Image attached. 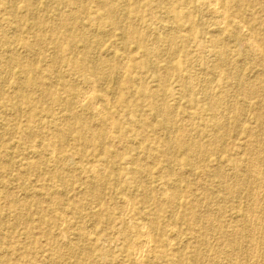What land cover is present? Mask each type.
Returning <instances> with one entry per match:
<instances>
[{"label":"rangeland","instance_id":"obj_1","mask_svg":"<svg viewBox=\"0 0 264 264\" xmlns=\"http://www.w3.org/2000/svg\"><path fill=\"white\" fill-rule=\"evenodd\" d=\"M197 1L0 0V264H264V0Z\"/></svg>","mask_w":264,"mask_h":264},{"label":"bare ground","instance_id":"obj_2","mask_svg":"<svg viewBox=\"0 0 264 264\" xmlns=\"http://www.w3.org/2000/svg\"><path fill=\"white\" fill-rule=\"evenodd\" d=\"M213 2H214V0H212ZM196 2H198L197 0H196ZM195 2V3H196ZM211 2V1H210ZM209 2V3H210ZM152 3V2H151ZM215 3H216V0H215ZM214 3V4H215ZM218 3V2H217ZM217 3L215 4V6L217 5ZM202 4V3H201ZM197 5V4H196ZM209 5V4H208ZM200 6V5H199ZM207 6V5H206ZM210 6V5H209ZM101 7V6H100ZM108 8H109V10H110V14L112 15V18H114L117 14H118V12L120 11V8L117 6V5H114V4H112V5H108L107 6ZM167 7V6H166ZM164 10H165V8H164ZM167 10H169V11H167L166 13L168 14V12H170V14L172 13V16H173V10L172 9H167ZM220 11V10H219ZM189 13V12H188ZM223 13H225V11L223 12ZM216 14V18L215 19H217V21L220 23V25H221V21H222V18H223V14L222 13H220V12H216L215 13ZM166 15V14H165ZM213 15V14H212ZM226 15V14H225ZM214 16V15H213ZM168 17V16H167ZM194 17V16H193ZM192 16H190V15H188V14H182V13H178V16H176V18H177V22H179V25H177V30L178 31H180L181 29H182V27H183V25H182V22L183 21H188V22H193L194 21V18H193ZM226 17V16H225ZM37 18V17H36ZM170 18H172V17H170ZM173 19V18H172ZM171 19V20H172ZM225 19V18H224ZM223 19V21H225ZM123 20V19H122ZM216 21V22H217ZM117 23V22H116ZM211 23V22H210ZM174 24V23H173ZM223 24V23H222ZM182 25V27H180ZM219 25V24H218ZM243 25V24H242ZM210 26V25H209ZM211 27V26H210ZM240 28V27H239ZM171 29H172V27H171ZM174 29V28H173ZM207 29V28H206ZM208 29H209V27H208ZM109 30V29H108ZM153 30V29H152ZM241 30V29H240ZM170 31H172V30H170ZM174 31V30H173ZM176 31V30H175ZM203 31V30H202ZM205 31V30H204ZM209 31V30H208ZM220 31V30H219ZM224 31V30H223ZM217 32V31H216ZM174 33V32H173ZM178 34H179V36H181L182 34H181V32L179 33V32H177ZM203 33V32H202ZM213 33H214V31H213ZM14 34V33H13ZM170 34H172V33H170ZM207 34H209V33H207ZM205 35H206V33H205ZM249 35V34H248ZM247 35V36H248ZM171 36V35H170ZM218 36V35H217ZM252 36V35H251ZM216 36L214 35V37H213V39L215 38ZM171 38V37H170ZM181 38L183 39V40H187V37H184V36H181ZM180 38V39H181ZM249 38V37H248ZM253 38V37H252ZM251 38V39H252ZM157 39V38H156ZM172 39V38H171ZM170 39V40H171ZM218 38H215V41H218L217 40ZM248 40V39H247ZM254 40V39H253ZM253 40H251V41H253ZM155 41V40H154ZM154 41H152V42H154ZM157 41V40H156ZM175 41V40H174ZM192 41V40H191ZM220 41V40H219ZM251 41H248V43L249 42H251ZM158 42V41H157ZM188 42V41H187ZM230 42V41H229ZM232 42V41H231ZM155 43V42H154ZM159 43V42H158ZM254 44L256 43V45H257V42L255 41V42H253ZM150 44H151V42H150ZM192 44V43H191ZM221 44V43H220ZM157 45V44H156ZM216 45V44H215ZM249 45H251L250 43H249ZM183 46V45H182ZM214 46V45H213ZM210 47V48H214V49H217L216 47ZM218 46V45H217ZM225 46V45H224ZM96 47V46H95ZM220 46H218V48H219ZM221 47H222V45H221ZM254 47H255V45H254ZM259 47V46H258ZM152 48H154V45L152 46ZM175 48V47H174ZM226 48V47H225ZM251 48V47H250ZM249 48V49H250ZM257 48V47H256ZM221 49V48H220ZM219 49V50H220ZM261 49V48H260ZM175 50V49H174ZM258 50H259V48H258ZM147 51V50H146ZM98 52V51H97ZM152 52H153V50H152ZM218 52V51H217ZM222 52V51H221ZM157 53V52H156ZM220 53V52H219ZM255 53V52H254ZM215 54V53H214ZM213 54V55H214ZM227 54H229V52L227 53ZM153 55H155L154 53H153ZM216 55H218V54H216ZM95 56H97V55H95ZM125 56V55H124ZM157 56V54L154 56V58ZM126 57V56H125ZM151 57V56H150ZM208 57V56H207ZM96 58V57H95ZM123 57H121V59H122ZM152 58V57H151ZM178 58V57H177ZM211 58V57H210ZM215 58V57H214ZM213 58V59H214ZM229 58V57H228ZM128 59V58H127ZM153 59V58H152ZM227 59V56H226V58L224 59L221 55H219V59L217 60L218 62L212 67V69H211V71L214 73H218L217 72V70H222V68H225V67H229V65H230V63H229V61L228 60H226ZM231 59V58H230ZM118 60H120V58L118 57ZM216 60V59H215ZM253 60V59H252ZM120 61H122V60H120ZM127 61V60H126ZM152 61V60H151ZM129 62V61H128ZM153 62V61H152ZM221 62V63H220ZM127 63V62H126ZM207 63V62H206ZM220 63V64H219ZM120 64V63H119ZM123 64L125 65V63L123 62ZM122 64V66H124ZM197 64V63H196ZM232 65V64H231ZM230 65V66H231ZM126 66V65H125ZM234 66H236V65H234ZM177 70H179V68H182V64H178L177 66ZM7 68V67H6ZM125 68V67H124ZM235 68H237V66L235 67ZM234 69V68H233ZM238 69V68H237ZM232 70V69H231ZM235 71H236V69H235ZM211 72V73H212ZM189 73V72H188ZM214 73V74H215ZM234 73V72H233ZM220 74V73H219ZM232 74V73H231ZM236 73H234V75H235ZM193 76V75H192ZM191 76V77H192ZM209 76V75H208ZM189 78H190V76H189ZM233 78V77H232ZM195 80H196V78H195ZM193 78L192 79H189V84H187L186 86H185V90H186V92H191L192 93V91H193V85H192V83H194V81H195ZM230 80H231V77H230ZM232 81V80H231ZM237 81H238V79H237ZM196 82L197 81H195V84H196ZM210 80H205L204 81V84H206V87L204 88V93L207 95V99L209 98V102L207 103V104H200L198 101H196L195 100V98H192L191 96V101H190V103L194 106V109H195V115H197V114H202L203 112H206V111H208V112H211L212 113V115L210 116V118H209V121H208V123H210V126H212L213 127V129H215V130H219V129H221L222 127H223V124H222V119H221V114L223 113V111L221 110L222 109V107H220L221 105H222V103L224 102V100H223V102L221 103L220 102V100H222V99H220V97L219 98H217V97H215V98H217V99H215L214 97H212L211 95H209V93H211V91H210V84L212 85V83L210 82ZM95 84V83H94ZM233 85V84H232ZM89 86H90V84H89ZM95 86V85H94ZM196 86V85H195ZM204 86V85H203ZM264 86V85H263ZM92 87V86H91ZM84 88H85V86H84ZM93 89H94V87H92ZM234 88V87H233ZM87 89V88H86ZM250 89V88H249ZM88 90V89H87ZM90 90V89H89ZM202 90H203V88H202ZM201 90V91H202ZM247 90H248V88H247ZM83 92V91H82ZM84 92H87L86 90L84 91ZM83 92V93H84ZM89 92V91H88ZM196 93V92H195ZM199 93H200V90H199ZM86 94V93H85ZM88 94V93H87ZM189 94V93H188ZM203 94V92L201 93V95ZM83 95V94H82ZM190 95V94H189ZM86 96V95H85ZM89 96V95H88ZM91 96V95H90ZM96 96V94L92 97V100H93V98ZM194 96H196V95H194ZM99 97V96H98ZM105 97V96H104ZM189 97V96H188ZM102 98V97H101ZM206 99V100H207ZM92 100H91V103H92ZM95 100H96V97H95ZM106 100H107V98H106ZM229 100V99H228ZM97 102L96 103H99L98 102V99L96 100ZM102 101V100H101ZM79 102V101H78ZM81 102H82V100H81ZM95 102V101H94ZM103 102V101H102ZM105 102V101H104ZM79 104V103H78ZM101 104V103H100ZM221 104V105H220ZM105 105H106V103H105ZM95 106H96V104H95ZM107 106V105H106ZM105 106V107H106ZM102 107V106H101ZM93 108V107H92ZM96 108H98V106L96 107ZM153 108H154V111L158 114V115H160V116H163V117H165L166 118V123L165 124H169L170 123V110L167 108V107H164V108H162V107H159V106H157V105H153ZM92 110H94V108L92 109ZM101 110V109H100ZM175 110V109H174ZM223 110H224V108H223ZM102 111V110H101ZM100 111V112H101ZM100 112H98V113H100ZM220 112H222L221 114H220ZM98 113H97V115H98ZM94 114V113H93ZM227 117H228V115H227ZM199 120V119H198ZM243 123V122H242ZM107 125H109V123H107ZM113 125V124H112ZM112 125H109V126H112ZM7 127V126H6ZM175 129V128H174ZM260 130V129H259ZM110 132V131H109ZM26 133V132H25ZM168 134H169V132H168ZM255 134V133H254ZM263 136V135H262ZM259 137H261V136H259ZM259 137H256V138H258L259 139ZM264 137V136H263ZM221 139V136L219 135V134H216L215 135V138H214V141H215V143H218L219 142V140ZM260 140V143H261V141H263L264 139H259ZM225 141V140H224ZM170 142V141H169ZM259 142V141H258ZM258 142H257V144H258ZM172 141L169 143V146L170 147H172V144L174 145V143H172ZM215 143H214V145H215ZM264 143V142H263ZM262 143V144H263ZM256 144V143H255ZM260 145V144H259ZM258 145V146H259ZM177 146H179L181 149L182 148H186L185 150L188 152V155L190 156V157H187V159H188V166H193V164H192V162H193V159L195 158V157H197V154H199L201 151H202V149H203V145L202 144H199V143H195V142H191V143H187V142H180V143H177ZM169 147V148H170ZM261 147L263 148V146L261 145ZM259 148V150H260V147H258ZM258 148H256L257 149V152H256V149H252V153H251V164L252 165H254L253 163H255V162H257V161H259L258 159H259V156H258ZM48 151V150H47ZM50 151V150H49ZM53 151V150H52ZM52 151H50V153L52 152ZM261 151H263L262 149L260 150V155H262V152ZM54 153V152H53ZM264 153V152H263ZM264 155V154H263ZM220 156V155H219ZM262 157V156H261ZM264 157V156H263ZM198 158V157H197ZM204 158V157H203ZM171 159V158H170ZM262 161V160H261ZM260 162V161H259ZM263 163V162H262ZM262 163H260L261 165H262ZM250 164V165H251ZM264 164V163H263ZM97 165V164H96ZM95 165V166H96ZM255 165L258 167V165H257V163H255ZM264 166V165H263ZM92 167H94L93 165H92ZM105 167V166H104ZM254 167V166H253ZM252 167V168H253ZM261 167V166H260ZM260 167H259V169H260ZM252 168H250V169H252ZM197 169V168H196ZM250 169H249V171H250ZM255 169V168H254ZM254 169H253V171H254ZM258 169V168H257ZM262 169V168H261ZM90 170V169H89ZM92 170H93V168H92ZM195 170V169H194ZM258 171V170H257ZM95 172H96V170H95ZM90 173V172H89ZM98 173H100V172H98ZM248 173H252V170H251V172H248ZM247 173V174H248ZM246 174V175H247ZM255 174H257L256 172H255ZM255 174H252L253 176L255 175ZM263 174V173H262ZM96 175V174H95ZM95 175H93V176H95ZM224 175V174H223ZM258 175V174H257ZM248 176H249V174H248ZM253 176H251V177H253ZM256 176V175H255ZM263 176V175H262ZM258 177H260V176H258ZM247 178V177H246ZM255 178V177H254ZM253 178V179H254ZM256 178H257V176H256ZM227 179V178H226ZM250 179V178H249ZM258 179V178H257ZM241 180V179H240ZM248 180V179H247ZM247 180H246V182L245 183H248L247 182ZM256 179H254V181H255ZM241 181H243V180H241ZM240 181V182H241ZM258 181H260V178H259V180ZM251 183H252V179H251ZM240 184V183H239ZM242 184H244V183H242ZM249 184V183H248ZM247 184V185H248ZM253 184V183H252ZM255 184H256V181H255ZM233 186H234V184H233ZM245 186H246V184H245ZM250 186H251V184H250ZM256 186L258 187V184H256ZM259 186H260V183H259ZM251 187H253V186H251ZM256 188V187H255ZM254 188V189H255ZM253 189V188H252ZM251 189V190H252ZM231 190V189H230ZM260 190V189H259ZM263 190V189H262ZM254 191V190H253ZM164 192H165V190H164ZM166 193V192H165ZM164 193V194H165ZM231 193H232V191H231ZM255 193V192H254ZM257 193V192H256ZM253 194V193H252ZM166 195V194H165ZM256 195V194H255ZM262 195V194H261ZM252 196V195H251ZM250 196V197H251ZM100 197V196H99ZM177 197V196H176ZM253 197V196H252ZM252 197H251V199H252ZM126 198V197H125ZM175 198V197H174ZM174 198L172 197V201L174 200ZM254 198V197H253ZM262 198V197H261ZM177 199V198H176ZM127 200V199H126ZM128 200H130V199H128ZM252 200H254V199H252ZM251 200V201H252ZM256 200V199H255ZM263 200V199H262ZM259 201V200H258ZM257 201V202H258ZM123 202H124V200H123ZM130 202V201H129ZM128 202V203H129ZM131 202H132V200H131ZM131 202H130V204H131ZM176 202V201H175ZM256 202V203H257ZM253 203H254V201H253ZM250 204H251V202H250ZM258 204V203H257ZM126 205V204H125ZM129 205V204H128ZM127 205V206H128ZM231 205V204H230ZM256 205V204H255ZM256 206H258V205H256ZM250 207V205L248 206V208ZM253 207V206H252ZM123 208V207H122ZM132 208V207H131ZM256 208V207H255ZM127 209V208H126ZM251 209V208H250ZM259 209V208H258ZM257 209V210H258ZM124 210V209H123ZM122 211V210H121ZM126 211V210H125ZM127 211H128V209H127ZM249 211V210H248ZM247 211V212H248ZM124 212V211H123ZM257 212V211H256ZM263 212V211H262ZM125 213V212H124ZM237 213V212H236ZM249 213H251L250 211H249ZM260 213V212H259ZM217 214V213H216ZM248 214V213H247ZM246 214V215H247ZM254 214V213H253ZM256 214V213H255ZM262 214V213H261ZM123 215V214H122ZM141 215V214H140ZM123 217V216H122ZM125 217V216H124ZM205 217V216H204ZM250 218H252V215L251 216H249ZM255 217H256V215H255ZM61 218H63V217H61ZM61 218H59V220H61ZM249 218V219H250ZM258 218V217H257ZM253 219V218H252ZM252 219H250V221L252 220ZM63 220H64V218H63ZM248 220V219H247ZM254 220H255V218H254ZM257 221V220H256ZM140 223H142V221H139ZM252 222H253V220H252ZM252 222H249L248 221V223H252ZM61 223V222H60ZM64 223V222H63ZM210 223V222H209ZM139 224V223H138ZM60 225V224H59ZM135 225V224H134ZM136 225H137V223H136ZM252 225V224H251ZM262 225V224H261ZM145 226V225H144ZM256 226V225H255ZM258 226V225H257ZM239 227H240V225H239ZM146 228V227H145ZM148 228V227H147ZM136 229V228H135ZM142 229H144V228H142ZM150 229V228H149ZM249 230H250V228H248ZM256 230H257V228H255ZM141 230V229H140ZM144 230H146V229H144ZM251 230H252V228H251ZM254 230V229H253ZM212 231V230H211ZM171 232V231H170ZM170 232L168 233V234H170ZM251 232V231H250ZM77 233H78V231H77ZM3 234V233H2ZM89 234V233H88ZM173 234V233H172ZM212 234V233H211ZM253 234V233H252ZM252 234H250V235H252ZM84 235V234H83ZM82 235V237H84ZM86 235V234H85ZM145 235V234H144ZM174 235V234H173ZM177 235H178V233H177ZM249 235V234H248ZM254 235V234H253ZM78 236V235H77ZM79 236H80V234H79ZM148 236H149V234H148ZM180 236V235H179ZM209 236V235H208ZM76 237V236H75ZM138 237H139V235H138ZM145 237V236H144ZM147 237V236H146ZM167 237V236H166ZM169 237V236H168ZM170 237H172V236H170ZM169 237V238H170ZM250 237V236H249ZM87 238V237H86ZM90 238V237H89ZM147 238H149V237H147ZM173 238V237H172ZM171 238V239H172ZM91 239H93V238H91ZM141 239V238H140ZM150 239V238H149ZM167 239V238H166ZM179 239V238H178ZM134 240V239H133ZM142 240V239H141ZM170 240V239H169ZM175 240H176V237H175ZM175 240L174 241H171V242H175ZM73 241V240H72ZM96 241V240H95ZM149 241V240H148ZM177 241V240H176ZM209 241V240H208ZM133 242V241H132ZM178 242V241H177ZM251 242V241H250ZM134 243V242H133ZM133 243H132V245H133ZM234 243V242H233ZM245 243V242H244ZM74 244V243H73ZM136 244V243H135ZM146 244H148V248H149V242H147L146 240H142V242H141V245H140V243H139V245L140 246H138V243H137V245L136 246H138V248H137V250H135L134 249V252H133V254L135 253V255L136 256H140V253H142L143 251H144V249L146 248ZM75 245V244H74ZM167 245H169V242H168V244ZM258 245V244H257ZM74 247H76V246H74ZM238 247V246H237ZM256 247V246H255ZM133 248V247H132ZM135 248V247H134ZM168 249V248H167ZM69 250V249H68ZM164 252V251H163ZM163 252H161V253H163ZM147 253V252H146ZM245 254V253H244ZM143 255H144V253H143ZM162 255H164L165 256V254H162ZM248 255V254H247ZM253 255V254H252ZM260 255V254H259ZM141 256H142V254H141ZM140 256V257H141ZM135 257V256H134ZM72 258V257H71ZM136 259L138 260V258L136 257ZM140 259H142V258H140ZM182 259V258H181ZM259 260V259H258ZM225 261V260H224ZM249 261V260H248ZM141 264H142V262L141 261H139ZM167 262V261H166ZM165 262V263H166ZM214 262V261H213ZM139 263V264H140ZM250 263V262H249ZM138 264V263H137ZM157 264H159V262L157 263ZM161 264V263H160ZM167 264V263H166Z\"/></svg>","mask_w":264,"mask_h":264}]
</instances>
